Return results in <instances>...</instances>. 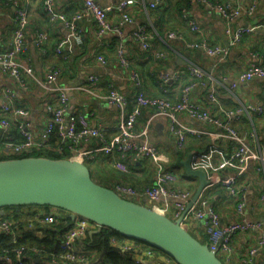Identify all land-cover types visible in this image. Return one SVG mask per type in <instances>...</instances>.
Segmentation results:
<instances>
[{
    "label": "built area",
    "instance_id": "1",
    "mask_svg": "<svg viewBox=\"0 0 264 264\" xmlns=\"http://www.w3.org/2000/svg\"><path fill=\"white\" fill-rule=\"evenodd\" d=\"M29 1L0 0V4L12 5L14 9L11 17L14 28L10 47L6 50L0 49V71L23 91L28 89L26 76L33 78L24 59L29 23L26 3ZM190 1L198 5L201 4L219 15L225 34L229 38L228 47L212 45L204 38L193 42L186 41L180 31H171L166 37L171 42H183L187 50L202 54L204 58L214 61L215 65L217 62L226 60L229 55V45L231 47L237 45L241 38L248 34L247 29L235 27V23L239 19L251 20L253 26L264 33V20L256 17L254 2L242 6L231 0L223 2L215 0ZM165 3L166 0H153L144 4L143 7L156 10L160 6H164ZM137 5H139L137 0H122L114 6H102L99 0H81L78 9L68 17L65 13L56 10L55 0H41V10L47 22L62 24L63 28L68 31L70 40L76 45H81L83 42L80 32L82 22H94V34L97 38L105 33L119 34L123 25L134 23L131 11ZM111 14L119 16L116 22L109 19ZM179 17L186 30L200 34V25L186 8L179 10ZM156 36V29L152 25L145 24L137 25L131 33L139 52L148 54L158 62L162 61L166 55L154 48ZM47 39V33L36 32L33 44L37 48H42ZM66 41V39L62 40L56 48L57 54L60 55L64 63L67 60V55L63 52L62 47ZM98 47L103 48L104 45L99 43ZM115 56L122 73L126 74L125 80L132 88L131 94L120 92L112 84L107 86L105 92L98 91L99 75L95 74L88 76L82 85L61 87L58 82L62 69L51 67L46 71L44 79L37 81L42 89L51 96L43 105L47 120L37 133L30 130L27 121L21 119L27 115L24 109L12 111L10 106L5 104L0 107V157L5 159H14L17 156L35 157L33 154L47 151L61 157L56 159L77 160L85 164V162H96L98 155L102 153L103 156L112 160L113 169L119 173H129L130 171L123 162L125 159H130L131 162L144 161L150 164L153 170L154 183L152 186L138 188L122 182H115L110 186V189L120 197L138 204H141L139 200L145 199L148 207L163 215L172 212L170 219L177 220L192 199L193 192L177 185L179 180L177 171L167 168L169 159L157 146L140 144L138 141L148 136L155 119L163 118L167 122V133L173 141V148L176 152H184L190 140L202 137L209 139L212 143L228 142L233 146L231 157L221 159L216 167L212 168L214 176L183 218L181 226L188 232L192 231L199 237H203L204 244L215 253L222 264H233L234 236L258 229L260 223L247 222L244 218L231 223L222 222L216 208L205 196L204 191H209L217 186L225 188L236 202L237 214L242 217L245 204L244 192L237 188L235 176H219L218 171L235 168L237 175L240 176L246 172L251 162H255L259 164L264 174V133L260 141V148L255 150L246 143L245 138L235 126V121L241 117L248 121L254 117L260 118L264 122V100L259 103H245L237 100L236 107L232 109L225 108L221 101L223 95L236 100L235 90L239 85L254 79H264V66L255 60L234 77L222 74L217 78H212L204 68L183 60L185 67L174 70L164 69L154 74L161 95L152 96L145 91L141 74L125 56L121 44L116 45ZM96 62L100 67L107 65L106 57L102 54L96 55ZM174 86L178 91L177 99L171 100L168 95ZM196 91L203 93L208 107L193 100ZM6 93L11 94L8 89H6ZM70 93L92 96L118 110L120 122L116 127L115 134L108 138L106 129L100 125H93L89 116L78 111H70ZM143 110L149 111L150 115L138 131L136 125ZM10 113L12 118H6ZM183 118L199 123L202 127L188 125L183 122ZM15 134L18 137L16 139L11 137ZM250 136L254 137L255 135L251 134ZM52 137L56 138L57 142L54 146L50 144ZM93 142H95V147L91 146ZM166 200L172 202V205L158 206L160 201L166 202ZM49 209V212L36 213L20 220L14 219L12 214H8V217L0 216V235L6 237L3 242H0V247L5 246V249H2V256H0L3 264H35L33 258L41 262L38 258L45 252L43 246H27L19 243L23 230H31L41 224L52 228H58L62 224L68 226L61 237V252L51 254L50 259L46 258L48 264H89V253L77 249V244L83 241L90 231L103 228L86 218L75 216L74 220H71L68 212L57 208ZM67 217L70 219L69 224L66 223ZM193 222L200 223L198 229L192 228ZM111 242L112 246L119 248L122 252L132 253L138 264H145L149 258L155 255L161 256L164 264H175L170 257L155 249H142L141 244L119 242L114 239ZM259 251H264V233L261 234L256 246L250 248L239 259L238 264H257L255 256ZM95 262L103 264L98 260Z\"/></svg>",
    "mask_w": 264,
    "mask_h": 264
},
{
    "label": "crops",
    "instance_id": "2",
    "mask_svg": "<svg viewBox=\"0 0 264 264\" xmlns=\"http://www.w3.org/2000/svg\"><path fill=\"white\" fill-rule=\"evenodd\" d=\"M122 0H99L102 6H114ZM153 0H137L139 5L135 6L131 14L134 18L133 24L123 25L119 34L105 33L100 38L94 34V22H82L80 24V32L83 37L81 45H76L69 38L68 31L63 28L62 24H49L42 13L41 0H30L26 3L28 11V28L26 33V52L24 59L29 66L32 77L26 76L28 89L23 91L19 89L15 82L7 78L0 71V107L9 105L13 110L24 109L27 115L21 119L29 123L30 130L37 133L47 120L43 105L51 98L37 81H42L46 71L51 67H60L62 74L58 84L61 87L78 86L85 83L90 75H99V83L97 90L105 92L107 86L112 84L117 90L125 94H131L132 88L125 80L126 74L122 73L119 67L116 56L115 47L121 44L124 48V53L130 62L137 68L144 80L145 91L152 96H159L160 92L157 88L154 74L160 70H174L185 67L183 60H186L194 65L204 68L210 77L217 78L220 75L234 77L236 74L244 70L252 61H257L264 66V33L255 28L251 20L241 18L235 23L236 28H245L248 34L244 35L240 42L235 46L229 45V55L226 60L217 62L206 59L198 52H191L185 48L183 42H171L167 39V34L171 31H180L185 36L186 41H198L201 38L206 39L212 45H221L228 47L229 38L225 34L222 20L219 15L204 7L201 4H196L190 0H166L164 6H160L156 10L145 9L144 4H148ZM223 2L226 0H215ZM235 4L242 6L248 5L251 2L256 4V17L264 20V0H231ZM81 0H55V8L58 12H63L66 16H71L78 9ZM186 8L191 16L196 19L200 25L201 31L191 33L182 24L179 19V10ZM14 9L12 5L0 4V49L6 50L10 47V39L13 31L11 17ZM119 16L111 14L109 19L116 22ZM145 24L152 25L157 36L154 42V48L157 51L164 52L166 57L162 61H154L148 54L139 52L136 43L131 37V33L136 29L137 25ZM45 32L48 39L42 48H37L33 44L34 34L36 32ZM67 41L62 47V50L67 55V60L61 59L57 54L56 48L62 40ZM104 45L99 48L98 44ZM102 54L106 57L107 65L100 67L96 62V55ZM6 89L11 93L8 95ZM177 87L171 88L168 97L171 100L177 99ZM236 100L222 96L221 101L227 109L236 107L237 100L241 102L259 103L264 100V79H254L245 84L239 85L235 90ZM70 111H78L89 116L93 125H100L106 129L108 138L112 137L116 132V127L120 122L119 111L107 105L105 102L92 96L81 93H70ZM193 100L197 103L208 107L204 100L203 93L196 91ZM92 115V116H91ZM150 115V112L143 110L138 118L136 129L139 131L144 121ZM11 119V113L6 116ZM183 122L193 127H202L199 123L193 122L188 118H183ZM235 126L240 134L245 138L246 143L252 149L260 148V141L264 133V122L260 118H252L248 121L246 118H239L235 121ZM254 134L255 136H250ZM14 139L18 138L15 134ZM140 144L155 145L170 161L171 152L174 151L173 141L167 133V122L163 118H157L146 138L138 141ZM95 147V142L91 144ZM196 154L193 157L192 165L196 169H201L207 174L208 181L212 179V168L224 158H230L233 146L228 142L212 143L209 139L199 142L195 145ZM172 160V157H171ZM195 160H198L195 162ZM168 161V162H169ZM112 160L98 155L97 165V180L101 186L111 188L115 182L145 188L152 186L154 183L153 170L150 164L142 162H131L130 159H125L123 162L129 168V173L115 172L111 165ZM170 163H167V165ZM166 165V166H167ZM179 170L177 185L193 192L195 194L198 187V180L186 176L183 167L174 168ZM219 176H235L236 186L245 194V204L242 217L237 214L236 202L229 192L220 186L204 191L205 196L210 203L216 208L222 222L231 223L244 218L247 222H259L258 229L242 232L233 238V264H238L239 259L246 252L256 246L261 234L264 233V174L258 163L251 162L248 169L242 175L238 176L235 168L218 171ZM215 174V172H214ZM142 205L147 206L145 199L139 200ZM164 204L172 205V202L166 200L160 201L158 206ZM44 208L20 209L16 214L28 212L30 214L49 212ZM171 211V210H170ZM10 214L8 211L1 210L0 216ZM12 214V213H11ZM22 214V213H21ZM171 213H166L165 216L170 218ZM13 215V214H12ZM21 216V215H19ZM239 216V217H237ZM23 218V217H22ZM199 222H193L192 228L198 229ZM52 227L48 225H39L33 228L31 235L36 238H44L52 231ZM55 229H53L54 231ZM57 230V228H56ZM64 234V233H63ZM62 234V235H63ZM57 237V236H56ZM62 237V236H61ZM27 245L32 242L31 239H26ZM77 249L84 250L89 253V264H96L95 260L103 261L104 249L97 246L93 242V238L88 235L83 241L78 242ZM36 259H34L35 262ZM257 264H264V251H259L255 256ZM40 262V261H39ZM37 264V263H36ZM44 264V263H41ZM48 264V263H46ZM145 264H164L161 256H153L149 258Z\"/></svg>",
    "mask_w": 264,
    "mask_h": 264
},
{
    "label": "water",
    "instance_id": "3",
    "mask_svg": "<svg viewBox=\"0 0 264 264\" xmlns=\"http://www.w3.org/2000/svg\"><path fill=\"white\" fill-rule=\"evenodd\" d=\"M195 154L189 152L181 165L186 176L198 180V187L177 220L95 183L80 161L43 156L0 160V211L10 207L57 208L68 212L71 220L80 216L100 228L145 243L175 264H222L214 252L181 226L209 184L207 174L192 165ZM100 231L92 230L88 235Z\"/></svg>",
    "mask_w": 264,
    "mask_h": 264
},
{
    "label": "trees",
    "instance_id": "4",
    "mask_svg": "<svg viewBox=\"0 0 264 264\" xmlns=\"http://www.w3.org/2000/svg\"><path fill=\"white\" fill-rule=\"evenodd\" d=\"M242 118H244V117H242ZM205 139L208 140L207 138H203V137L199 138V139L190 140L188 143V146L184 152L172 151L171 156L169 157L170 161L168 162L170 164L167 165V168L174 169L177 167H182L181 162L187 157V154L189 152L195 150V147H196L195 145L199 142L204 141ZM55 143H57L56 138L52 137L50 140V144L54 146ZM47 154L48 155H43V152H38V153L33 154V156H35V157L43 156V157L54 158V159L61 158V157L53 154L52 152H47ZM22 157H25V156H17L16 158H22ZM171 157H172V160H171ZM4 159L5 158L0 157V160H4ZM114 171L117 172L116 170H114ZM30 208H44V209H46V211H48V209H49L47 207L29 206V207H10V208H5L3 210L7 211V212L9 211L10 214L12 213L13 214L12 217L14 219L20 220L22 217H30V216H33L34 214H30L28 212H21L22 214L21 213L16 214L17 211L20 209H30ZM19 215H21V216H19ZM1 217H5V216H1ZM66 223H68V224L70 223V219L68 217L66 219ZM23 225H21V226H23ZM67 228H68V226H65L62 224V225L58 226L57 230H56V228H53V229H55L54 231H53V229H52V231H49L48 235L45 236L44 238L33 237L31 235V232H30L33 229L23 230L22 237L19 239V243L27 245L26 239H31L32 242L28 243L29 245H27V246H43L45 248V252L43 253V256L38 258L41 260V262H39L37 264H41V263L46 264V263H48L46 258L50 259L51 254H59L61 252V250H60L61 236ZM87 237H88V235H87ZM91 237L93 238L94 244H96L97 246L102 247L104 249L105 254L103 257V261H102L103 264H105V263H109V264H138L135 262V259H134V256L132 253L122 252L119 248L112 246V242H111L112 239L119 241V242L127 241V242H133L135 244H141L142 249H144V250L154 249L145 243L139 242L137 240L125 238V237H123V236H121V235H119V234H117V233H115L109 229H104V228L98 234L92 235ZM5 238L6 237L0 235V242H3ZM2 249H5V246L0 247V256H2ZM34 259L35 258H33V260ZM0 264H3L1 260H0Z\"/></svg>",
    "mask_w": 264,
    "mask_h": 264
},
{
    "label": "rangeland",
    "instance_id": "5",
    "mask_svg": "<svg viewBox=\"0 0 264 264\" xmlns=\"http://www.w3.org/2000/svg\"><path fill=\"white\" fill-rule=\"evenodd\" d=\"M43 155H48V154H47L46 151H43ZM145 163H146V162H145ZM85 165L88 167V169H89V171H90V173H91V178H92V180H93L95 183L99 184V181L97 180L98 175H97V172H96V170H95V167H96V165H97V161H96V162H85ZM175 170H176V169H175ZM176 171H177V170H176ZM178 173H180L179 170H178L177 174H178ZM178 177H179V176H178ZM189 233H190L194 238H196L197 240H199L200 242H202V243L204 244V242H203V237H199L198 235H196V234L193 233L192 231H189Z\"/></svg>",
    "mask_w": 264,
    "mask_h": 264
}]
</instances>
